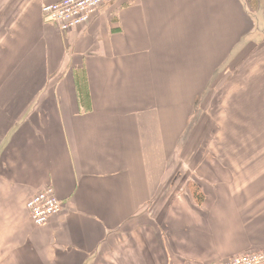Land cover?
Returning a JSON list of instances; mask_svg holds the SVG:
<instances>
[{
	"label": "crops",
	"instance_id": "1",
	"mask_svg": "<svg viewBox=\"0 0 264 264\" xmlns=\"http://www.w3.org/2000/svg\"><path fill=\"white\" fill-rule=\"evenodd\" d=\"M53 1L0 0V264L264 251V88L249 91L264 84V0H112L69 31L42 16ZM240 97L241 125L221 130L241 138L216 137L176 177L205 101L229 119ZM48 185L63 209L37 226L26 202Z\"/></svg>",
	"mask_w": 264,
	"mask_h": 264
},
{
	"label": "built area",
	"instance_id": "2",
	"mask_svg": "<svg viewBox=\"0 0 264 264\" xmlns=\"http://www.w3.org/2000/svg\"><path fill=\"white\" fill-rule=\"evenodd\" d=\"M112 0H56L46 2L42 13L47 21L53 22L61 31H69L88 24L99 9ZM48 185L33 194L26 202V208L37 226H43L59 214L63 203ZM215 264H264V251H251Z\"/></svg>",
	"mask_w": 264,
	"mask_h": 264
},
{
	"label": "rangeland",
	"instance_id": "3",
	"mask_svg": "<svg viewBox=\"0 0 264 264\" xmlns=\"http://www.w3.org/2000/svg\"><path fill=\"white\" fill-rule=\"evenodd\" d=\"M240 68H238L239 70ZM240 76L243 75V70H239ZM249 91L250 90H258L260 87L264 88V84L263 86L261 84H259V82H251L250 86H249ZM210 92H208L207 96L210 101V97L211 94H209ZM216 95V93H215ZM237 101H239V104L236 105L234 112L231 113L232 115L229 117V119L227 118V116L222 115V114H216L215 115L210 112L207 111L210 105V102L207 103V100L205 101L206 104H208L207 108H203V111L201 113H197L193 116V118L190 120V124H188V131L186 132V135L183 137L184 141L182 146L180 147L179 151H178V155L179 157L177 158V162L174 163L173 165H171V169L170 171H173V173H177V171L179 172L178 175H176V177H181L180 175L182 174V166L184 164V171H189L193 169V163H191L190 161H192L194 159V154L199 153V154H209L211 149H210V144L212 142V140H215L216 137L218 139H227L228 137H231L232 139L235 138H241V131H233L232 128L229 131H223L221 130L222 127L226 128L227 125L228 126H232L235 122L237 124L241 125V121H242V117H243V110L242 109V102H248L250 100L248 99H241V97L239 98V100L237 99ZM235 113V114H234ZM239 114V115H238ZM212 120H215L214 122L217 124H219V128L213 130L211 125H212ZM211 123V124H210ZM232 124V125H231ZM216 125V124H215ZM202 147V148H201ZM234 151L238 152V154H241V147L238 146H234ZM198 150V152H196ZM182 157H187L188 162L186 163H180L179 161L182 160ZM184 160V159H183ZM187 161V160H186ZM30 221L34 223V221H32V217L30 216ZM36 225V224H35Z\"/></svg>",
	"mask_w": 264,
	"mask_h": 264
},
{
	"label": "trees",
	"instance_id": "4",
	"mask_svg": "<svg viewBox=\"0 0 264 264\" xmlns=\"http://www.w3.org/2000/svg\"><path fill=\"white\" fill-rule=\"evenodd\" d=\"M189 189L191 190V193H192L195 201L198 204L202 203L203 202L202 200H204V194L200 190L199 186L195 182H191Z\"/></svg>",
	"mask_w": 264,
	"mask_h": 264
}]
</instances>
